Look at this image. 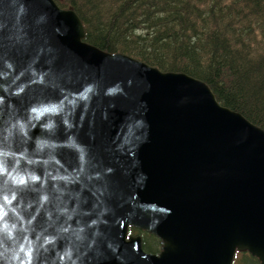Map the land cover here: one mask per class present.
Instances as JSON below:
<instances>
[{
	"label": "water",
	"instance_id": "obj_1",
	"mask_svg": "<svg viewBox=\"0 0 264 264\" xmlns=\"http://www.w3.org/2000/svg\"><path fill=\"white\" fill-rule=\"evenodd\" d=\"M83 37L54 0H0V264H264V130Z\"/></svg>",
	"mask_w": 264,
	"mask_h": 264
},
{
	"label": "trees",
	"instance_id": "obj_2",
	"mask_svg": "<svg viewBox=\"0 0 264 264\" xmlns=\"http://www.w3.org/2000/svg\"><path fill=\"white\" fill-rule=\"evenodd\" d=\"M73 9L83 40L161 71L204 81L217 101L264 130V0H55ZM141 235L144 250L160 239ZM232 264H260L236 252Z\"/></svg>",
	"mask_w": 264,
	"mask_h": 264
},
{
	"label": "flooded vegetation",
	"instance_id": "obj_3",
	"mask_svg": "<svg viewBox=\"0 0 264 264\" xmlns=\"http://www.w3.org/2000/svg\"><path fill=\"white\" fill-rule=\"evenodd\" d=\"M128 234V233H127ZM134 235H136V234H134ZM139 235V234H138ZM141 236V235H140ZM160 243V242H159ZM142 246H143V242H142ZM143 249H144V246H143ZM159 252V251H158ZM158 252H154V253H158Z\"/></svg>",
	"mask_w": 264,
	"mask_h": 264
},
{
	"label": "rangeland",
	"instance_id": "obj_4",
	"mask_svg": "<svg viewBox=\"0 0 264 264\" xmlns=\"http://www.w3.org/2000/svg\"><path fill=\"white\" fill-rule=\"evenodd\" d=\"M63 8V7H62ZM243 253V251H241Z\"/></svg>",
	"mask_w": 264,
	"mask_h": 264
}]
</instances>
